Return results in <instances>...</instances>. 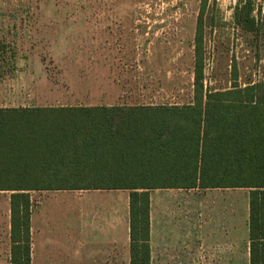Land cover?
<instances>
[{
	"label": "trees",
	"instance_id": "1",
	"mask_svg": "<svg viewBox=\"0 0 264 264\" xmlns=\"http://www.w3.org/2000/svg\"><path fill=\"white\" fill-rule=\"evenodd\" d=\"M208 0H203L204 6ZM251 0L236 25L258 33ZM203 15L192 102L0 109V192H11L12 264H31V192L128 190L132 264H150L154 189H246L251 264H264V82L205 85Z\"/></svg>",
	"mask_w": 264,
	"mask_h": 264
},
{
	"label": "rangeland",
	"instance_id": "2",
	"mask_svg": "<svg viewBox=\"0 0 264 264\" xmlns=\"http://www.w3.org/2000/svg\"><path fill=\"white\" fill-rule=\"evenodd\" d=\"M240 2L246 0H0L9 97L31 108L83 106L99 102L109 79L132 96L129 103L188 104L201 15L205 85L231 88L235 69L241 87L264 82V0H251L258 33L236 25ZM10 196L0 192V199Z\"/></svg>",
	"mask_w": 264,
	"mask_h": 264
},
{
	"label": "crops",
	"instance_id": "3",
	"mask_svg": "<svg viewBox=\"0 0 264 264\" xmlns=\"http://www.w3.org/2000/svg\"><path fill=\"white\" fill-rule=\"evenodd\" d=\"M108 35L112 37L110 31ZM7 38L0 31V109L31 108L16 105L18 99L9 97ZM104 87L108 90L99 102L83 106L164 105L129 103L132 96L125 97L115 80L108 79ZM239 190L243 189L151 190L150 264H251L250 196ZM35 192L38 198L32 197ZM59 193L71 196L51 198ZM30 194L31 264H132L130 191ZM12 244L10 201L0 199V264H12Z\"/></svg>",
	"mask_w": 264,
	"mask_h": 264
}]
</instances>
